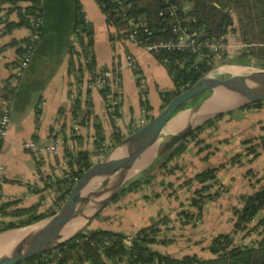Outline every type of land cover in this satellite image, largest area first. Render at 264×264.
<instances>
[{
  "label": "crops",
  "instance_id": "0c3cea01",
  "mask_svg": "<svg viewBox=\"0 0 264 264\" xmlns=\"http://www.w3.org/2000/svg\"><path fill=\"white\" fill-rule=\"evenodd\" d=\"M79 1L86 21L93 29L95 67L101 69L120 65L122 68L120 86L123 92V101L118 119L112 121L106 117L102 94L93 92L89 96L92 105L91 118L81 126L76 135L65 140L57 157L38 160L27 153L22 147L23 143L32 140L46 145L50 142L49 134L58 120L63 119L67 124L70 122L71 105L68 95L74 78L79 74L87 79L88 74L85 69L79 67L74 56V71H70L69 57L66 53L62 54L56 64H51V66L47 64L45 68L37 70L38 74L33 73L34 64H31L23 77L15 78L13 66L21 56L30 30L27 26H20L8 31L6 25L19 23V17L17 11L8 12V5L0 7V110L7 97H12L8 135L6 140L0 143V166L3 168L0 175V194L4 198V200L0 198V204L17 202V207L20 208H29L40 204V210L50 207L59 194L55 192L57 190L45 184V179H55L61 172V166L64 163H68L69 169L73 170L75 165L68 162L70 156L87 153L90 162L98 163L95 158L97 154L96 125L101 127L104 143L110 149L115 134L119 135L123 141L134 131H137L135 125L139 121L142 119L152 120L159 115L163 106L160 93L174 89L171 77L155 57L127 44L121 32L118 33L114 28L107 26L105 16L94 0ZM18 6L25 8L29 6V3L20 0ZM110 36L113 37V40H110ZM126 56L133 57L136 62L137 73L145 86L144 95L138 88L134 72L125 66ZM79 69L82 70V73ZM211 95L218 94L211 93ZM142 96L145 97V101L150 107L149 110L146 109V113L141 105L142 102H145L142 100ZM83 98L85 97L82 96ZM213 98L204 102L203 111L191 120L184 115L191 112L193 108L178 113L168 123L164 131L168 130L167 132L172 135L188 125L201 126V122L213 113L222 112L220 116H224L233 111L232 108L227 107L228 102L222 103L221 105L224 106L219 108L211 106V109L215 108L216 111L208 113L209 104L212 103ZM244 113L254 117V120L253 123L249 122L238 127L241 133L236 135L234 148H231L230 145L234 133L232 130L236 126L229 118L223 117L214 122L215 125L213 124L211 128L205 129L193 142H190L185 152L179 156L178 167L181 176H183L182 183L192 180L195 175L206 169L216 168V180L224 189L217 200L203 205L198 218L200 225L197 226L195 233L199 234L198 239L203 238L206 242L204 255H200L196 251L187 252L183 256L197 255L201 259L213 258L209 251L213 239L220 235H233L234 233L236 213L244 205L241 197L251 196L264 189V157L258 154L254 158L247 154L252 144L264 138V107L244 110ZM116 130L117 133H115ZM225 130L226 132H224ZM216 152L218 153L216 158L218 163L213 164L212 161H207L210 155L214 156ZM142 161H136L132 169L140 167ZM188 188L195 192L198 185L194 182L187 186L184 185L186 191ZM133 194L135 193L125 194L115 202H111L115 208L114 220L110 219L112 216L109 211L110 207H106L102 212L101 220L96 221L94 227L90 228L89 226L94 220L92 218L87 222L85 230L109 231L123 234L126 237L135 236L141 229L154 223L157 224V229L163 230L165 226L161 218L169 216L168 209H170L171 200L165 199L162 195L154 200L155 203H152L143 197L133 198L131 197ZM263 217L264 209L256 215L252 225L256 226ZM46 221L12 231H32L35 236L45 226ZM77 222L78 220L67 228H73ZM184 227L181 229L187 230L188 225ZM163 235L164 232L161 231L160 236ZM183 236L173 239L179 245L178 249H187L191 244L190 242L186 244L184 241L188 238ZM233 237L235 245L236 240L240 238L244 242L241 246L248 247L253 246L252 243H256L258 240L257 236L242 238L243 236L240 237L236 234ZM198 239H194L193 242ZM203 246L205 245H195L191 249H202ZM168 248H170L168 244L152 246V249L164 255H170V252H166Z\"/></svg>",
  "mask_w": 264,
  "mask_h": 264
},
{
  "label": "trees",
  "instance_id": "16d2710c",
  "mask_svg": "<svg viewBox=\"0 0 264 264\" xmlns=\"http://www.w3.org/2000/svg\"><path fill=\"white\" fill-rule=\"evenodd\" d=\"M20 0H0V7L8 5V12L17 11L19 23H8L6 28L11 31L20 26H27L31 31L29 17L34 13L37 6L39 8V17L42 24L40 28V39L36 47L34 57L30 63H33L37 53L43 48L44 52H49L55 48L59 57L62 54H68L70 71H74L73 56L76 54L77 46L83 55L89 56L91 62L88 65L90 70L95 66L93 55V29L86 21L85 14L79 0H23L28 1L29 6L19 7ZM102 14L105 16L108 27L114 28L118 33L124 30V23L117 16L121 8L127 9V13L133 17L145 16L150 29L154 32L156 38L171 39L173 37L170 26L163 22L159 13L167 14L170 4L165 0H94ZM184 11L179 13L189 21L186 25L190 31L200 35L201 40H220L223 39L228 30L237 32L234 29L236 22L241 41L250 47L244 54L238 56L235 60L230 61L234 65L248 66L250 60H255V67L264 69V0H170ZM214 3L225 5L231 3L232 12H224ZM230 6V8H231ZM1 10V9H0ZM122 37H124L122 35ZM110 40L113 37L110 36ZM26 40L25 44L27 43ZM47 45L51 46L48 47ZM23 52V50H22ZM47 52V53H48ZM22 55V53H21ZM167 57L171 61H179L182 66L173 65L170 68L171 79L174 86L172 91L161 92L160 97L163 102L162 109L168 102L180 93L191 88L209 73L210 66L206 60H201L191 54H170ZM174 64V63H173ZM29 65V66H30ZM81 68V67H80ZM82 69V68H81ZM79 69L82 73V70ZM24 76V75H23ZM210 93V92H208ZM103 98L107 92L101 93ZM200 96V95H199ZM198 96L183 105L177 112L194 108L201 104ZM80 102H78L79 105ZM88 106H91L89 101ZM142 107L149 110L147 101L141 103ZM263 103L245 105L241 110L261 109ZM91 113L86 115L83 124L89 119ZM118 117V115H117ZM223 116L210 120L195 128L169 153L166 161L161 164L164 168L166 164L172 162L177 156L183 154L190 142H193L205 129L211 128L214 122L222 119ZM153 119V118H152ZM97 149L104 143V135L100 126H95ZM264 139V138H261ZM122 139L119 135H114L113 147L119 144ZM264 143V140H263ZM107 153V152H106ZM106 153H104L106 155ZM76 164L71 161V165L78 167V173L82 168L89 169L91 162L89 154L79 153ZM216 168L206 169L195 175L192 180L186 181L184 185H190L193 182L198 185L192 198V205L198 208V214L195 219L201 215L202 206L207 202L217 200L222 193H210V189L218 184L216 180ZM143 176L138 180L129 183L126 187L120 189L111 202H115L121 196L129 193H135L142 187L149 185L151 182ZM59 195L50 207L40 210V204L29 208L17 207V202H4L0 204V234L16 229H22L41 221L47 220L54 216L69 194L68 191H55ZM243 208L237 211V220L234 226L236 235L243 232L247 226L254 220L256 215L264 209V189L252 194L251 196H242ZM184 214V212H181ZM194 215L185 213V221ZM264 226V217L256 224V229ZM161 231L157 229V224H152L147 228L141 229L133 240L130 250L124 245L125 235L101 230H83L61 243L54 249H51L48 255L54 258L60 255L59 261L47 263L40 261L41 256L28 259L21 264H264V245L259 243L251 247L236 246L233 235H220L213 239L209 247L213 258L201 259L197 255H186L182 258H173L171 255H164L152 249L153 245H166L170 241L160 238ZM109 241L104 245V240Z\"/></svg>",
  "mask_w": 264,
  "mask_h": 264
},
{
  "label": "built area",
  "instance_id": "2783aa9c",
  "mask_svg": "<svg viewBox=\"0 0 264 264\" xmlns=\"http://www.w3.org/2000/svg\"><path fill=\"white\" fill-rule=\"evenodd\" d=\"M169 5L167 14L160 12L159 17L166 22L171 29L173 37L171 39H160L156 38L152 29H150L147 18L145 16L133 17L127 13V9L121 8L118 10L117 16L124 23V30L121 31L124 36V40L127 44L142 50L144 53L149 54L157 59L159 64L167 71L170 77V68L173 65L182 66L179 61L173 62L169 57L170 54H191L197 56L201 60H206L209 64L210 60H223L226 59V47L223 42L216 40H201L198 33L190 31L186 23L189 21L185 19L179 11H184V9L179 8L177 5L171 3L170 0H165ZM39 8L37 6L34 13L29 17L31 24V31L28 37L27 43L23 47V52L18 61L13 66V73L15 78L23 77L25 71L29 67L35 51L37 44L40 39V28H41V18L39 17ZM76 54L74 59L76 60L79 67H82L87 71L88 77L84 79L82 75H77L74 78V82L70 89L68 99L71 105V120L67 124L63 119L57 121L54 125L52 131L49 134L50 142L46 145L37 143L35 141H26L23 143V149L31 154L35 159H42L46 157L55 158L58 156L59 150L65 143V140L76 135L83 125V120L86 115L91 113L89 119L92 116V105L88 106L87 102L90 103V94L93 92H107L104 98V110L106 117L109 120L117 121L120 113V107L123 101V92L120 86V75L121 66L112 65L97 69L93 66L90 70L88 65L91 62L90 57L83 55L81 50L76 46ZM174 63V64H173ZM125 66L134 72V78L138 83V88L142 95L145 94V86L137 73L136 62L133 57H125ZM82 96L85 98L82 99ZM142 100L145 101V97L142 96ZM78 102L79 105H78ZM11 103L12 97L8 96L5 104L0 110V143L6 140L9 126H10V113H11ZM144 113L146 109L144 108ZM151 120L142 119L135 125V130H139L141 127L146 125ZM117 133V130L115 131ZM264 139H259L257 143L250 146L247 154L253 156L261 154L264 157ZM109 150L108 146L103 143L99 149L96 148V160H100L104 157V153ZM78 154L72 155L68 158V162H73L76 164ZM74 164V165H75ZM96 164V163H95ZM94 163L91 162V166ZM90 166V167H91ZM59 175L53 179H45V184L60 191H70L73 186L79 181L81 175L86 172L84 168L80 171L82 174L78 173V167L75 166L73 170H70L68 163H64ZM3 168L0 166V175ZM220 192L223 193L224 189L219 184L215 185L210 189V193ZM1 200H4L0 194ZM200 220L198 221V223ZM257 233L258 240L255 244L264 245V226L259 227ZM135 236H127L124 240V245L127 250H130L133 245V240ZM109 241L104 240V245H108ZM49 252V251H48ZM48 252L40 255L42 262L52 261L53 263L60 260L61 256L57 255L54 258L53 255H48ZM36 264V263H35Z\"/></svg>",
  "mask_w": 264,
  "mask_h": 264
},
{
  "label": "rangeland",
  "instance_id": "374dc122",
  "mask_svg": "<svg viewBox=\"0 0 264 264\" xmlns=\"http://www.w3.org/2000/svg\"><path fill=\"white\" fill-rule=\"evenodd\" d=\"M214 4L216 6H218L219 9L223 10L224 12L230 13L231 15H233L235 17V14L232 12L233 9H232L231 3H226L225 5H220L218 3H214ZM230 6H231V8H230ZM233 27L237 32H232V30H230L231 29L230 28L228 30L226 36L223 39L217 40V41L223 42L225 44L226 59H223L221 61L210 60V62L208 64L210 66V69H209V73L207 74V76L212 77V78L222 79V78H227L230 75H232L231 74L232 68H234V71L243 72L241 74L245 73L244 69L245 70L258 69L255 67V60H253V59L250 60V64L248 66L234 65L230 62V61L235 60L238 56L247 52L248 48L250 47L249 45H247L241 41L240 34L238 32V26H237L236 22H235ZM47 46L51 47L49 45H47ZM43 49H46V47ZM43 49L40 53H37V55L35 56V59L32 63V64H34L33 73L35 72L36 74H38L37 70H41V69L45 68V66L47 64L50 66H51V64H56L57 61L60 59L58 53H56L57 50H55L54 47L49 52L47 51L48 53L44 52ZM234 95H235V93L231 94V95H225V96L224 95H211V93L205 92V93L201 94L200 96H198L199 97L198 100H201V101L203 100L202 103L199 104L200 106L198 108L191 110V112L185 114L184 116L190 120L193 119L195 115H197L198 113L203 111L204 102H207L208 100H210L211 97L212 98L214 97L213 98L214 100L212 101L213 105H215V103L217 105L218 104L221 105L222 99H226V100L228 99V102H230L231 98ZM245 105H252V103L244 100L242 103L237 105L235 102H233L232 106H235L232 108L233 111L231 113H229L228 115L223 116L225 118H229L232 121L233 125L236 126V128H234L232 130V132H234V133H233V136L231 138L232 139L231 145H230L231 148H234L235 140L237 138L236 135L241 133V130H239L238 127H240V125H246L249 122L253 123V120H254L253 119L254 117L249 116V115H245L244 110H241V107H243ZM209 106L210 107L208 108L209 109L208 113L212 112V111H216L215 108L211 109L212 108L211 103ZM217 108H219V107H217ZM196 127H197V124H194L192 126H185V127L180 129L178 134L182 135L183 133H185V131H193ZM167 131L168 130H165L164 132L169 133ZM134 132H136V131H134ZM224 132H226V130ZM170 136H171V134L169 133V139H170ZM255 143H257V142H255ZM162 145H160V146H162ZM177 145H175V146H177ZM160 146H158V148ZM114 147L111 145V147L107 151L106 155H104V157L100 161H102L109 154L110 150ZM154 147H156V146H154ZM173 148L162 153L160 156H158L155 159L141 158V159L137 160V162L138 161L140 162L143 160L140 163V167L135 168V169H131L130 171L124 170V171L116 174L115 176L108 178L105 182H103L102 184H99L93 190L86 193L82 197V201L79 204L78 210H77L78 212L83 211V215L78 217V219H77L81 222L80 227L74 231L71 230L70 234H68L67 236L61 235L60 238L57 240V243L62 242L64 240L66 241L67 239L73 237L78 232L85 230L87 222L89 220H91L92 218H94V220L89 227L90 228L94 227L95 222L101 220L102 212L106 207H110L109 211L112 215L110 219L114 220L113 214L115 213L114 212L115 208H114V204L111 205L112 200L110 201V204L108 203L104 208H102L101 211H98L101 201H103L105 198L111 196L115 192L118 193L121 188L126 187L129 183L138 180L141 176H143V173L146 171L147 173L145 174V178H147L150 181V177H151V182L149 183V185H146V186L142 187L141 189H139L137 192H135V194H133L135 196L131 195V197H133V198L143 197V199H145V200L148 199L149 202L151 201L152 203H155L154 200H157L162 195L165 197V199L171 200L170 209H168L169 216H163L161 218V221L165 226V228L163 230H161L164 232V235L162 237L159 235L161 239H165V240L168 239L170 241L168 243L170 248L166 249V252H170V255L172 257H182L187 252L192 253V252H196V251L200 255H204L203 253H205L204 250L206 248V242H205V240H203V238L198 239L199 234L195 233L197 226L200 225V222L198 223V221L200 219H195L197 217V216L195 217V215L198 214V208L192 205V198L195 195H194V191L192 192V190H190V188H188L187 191H186V189H184V183H182L183 176H181L180 170H179L180 168L178 167L179 162H180V157L177 156L172 162H169L168 164H166V166L164 168L161 167V164L166 161L170 151ZM217 152L215 153L216 155H214V156L211 154L209 159H207V161H212L213 164H217L218 163V161L216 159L217 155H218ZM256 156L257 155L255 153H253V157L255 158ZM165 204H166V201H165ZM182 211L184 212V214L181 213ZM185 213L188 215H194V219L193 218L189 219L188 224H186V225L183 224V221H185ZM252 223H253V221L247 226V228L243 232L238 233V236H240V237L243 236L242 238H244L246 236H248V237L257 236L258 230L256 229V226L254 224L252 225ZM187 225H188L187 230L181 229V227L185 228L184 226H187ZM24 232H25L24 230L23 231L19 230V231L4 232V233L0 234V239L5 235H11L13 233H24ZM182 235H184L183 237L188 238L186 241H184V242H186V244L188 242L191 243L187 249H178L179 245L176 244L173 240L175 238H180V236H182ZM194 239H198V240L193 242ZM202 240H203V242H202ZM24 242H25V240H21L16 245H12L9 248L1 247L0 248V255L6 254L9 249L14 251L17 247H21L22 251L26 250L27 246L23 245ZM243 243L244 242L242 240H240V238H238L236 240L237 246H241ZM202 244L205 245V246H203L202 249H191L192 246H195V245L198 246V245H202ZM252 244L256 245L255 243H252Z\"/></svg>",
  "mask_w": 264,
  "mask_h": 264
},
{
  "label": "water",
  "instance_id": "95a60500",
  "mask_svg": "<svg viewBox=\"0 0 264 264\" xmlns=\"http://www.w3.org/2000/svg\"><path fill=\"white\" fill-rule=\"evenodd\" d=\"M244 71L245 73L242 75H230L222 79L206 76L191 88L172 98L159 115L117 144L102 161L94 164L81 175L58 212L47 219L45 226L37 235L32 236L29 243L24 242L23 245L27 246L26 250L22 251L21 247H17L14 251L9 249L6 254L0 255V264L24 263L28 259L38 257L65 242L64 240L57 243V240L62 235L61 233L64 229L72 225L78 217L83 215V211L78 212L77 210L82 197L86 193L105 182L108 178L127 170L138 159L157 158L189 135L191 131H185L182 135L174 132L168 142L155 149L152 153H148L156 145L168 123L178 113L182 112L177 111L193 98L205 92L224 96L238 93L244 95L247 101L252 104L263 103L264 69H244ZM221 102L228 103V99H222ZM199 106L197 105L193 109ZM221 114L222 112L213 113L201 123L204 124L207 121L213 120ZM116 194L115 192L101 201L98 211H101Z\"/></svg>",
  "mask_w": 264,
  "mask_h": 264
},
{
  "label": "bare ground",
  "instance_id": "6f19581e",
  "mask_svg": "<svg viewBox=\"0 0 264 264\" xmlns=\"http://www.w3.org/2000/svg\"><path fill=\"white\" fill-rule=\"evenodd\" d=\"M241 73H243V72L234 71V68H232V71H231L232 75H242ZM244 100L247 101V98L244 95L237 93L231 98L227 107L233 108V107H235V106H232L233 102H235L238 105V104L242 103ZM211 105L215 106L216 108L224 106V105H220V104L217 105L216 103H215V105H213L211 103ZM177 121H179V120H177ZM168 140H169V133L164 132L160 136V138L158 139V141L155 145L156 147H153L152 149H150L148 153H152L155 149L158 148V146L165 144L166 142H168ZM135 163H133L127 170L130 171L133 168ZM80 225H81V222L78 220L76 226H74L73 229L72 228H66L63 230V232L61 234L63 236H67L68 234H70L71 230L74 231V230L78 229L80 227ZM33 235H34V233H32V231H25L24 233H13L11 235H5L0 239V248L1 247L9 248L12 245H16L21 240H25L26 243H29Z\"/></svg>",
  "mask_w": 264,
  "mask_h": 264
}]
</instances>
